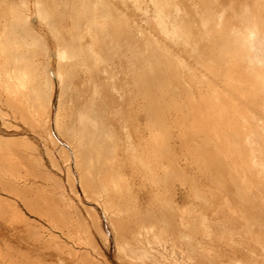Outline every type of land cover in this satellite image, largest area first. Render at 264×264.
<instances>
[{
    "label": "bare ground",
    "instance_id": "obj_1",
    "mask_svg": "<svg viewBox=\"0 0 264 264\" xmlns=\"http://www.w3.org/2000/svg\"><path fill=\"white\" fill-rule=\"evenodd\" d=\"M3 1L12 23L0 50V106L33 132L42 124L53 143L52 126L71 150L117 263L191 264L181 232L198 225L201 243L235 237L242 243L232 255L264 264V0ZM52 78L64 108L53 120ZM61 153L75 195L71 160ZM46 179L52 193L13 184L11 194L48 226L90 235L74 220L63 184ZM175 184L183 192L170 189ZM186 192L203 197L194 198L198 210H163ZM2 193L0 240L14 243L6 242L3 264H99L96 257L111 264L92 212L105 253L94 242L82 253L61 243Z\"/></svg>",
    "mask_w": 264,
    "mask_h": 264
},
{
    "label": "rangeland",
    "instance_id": "obj_2",
    "mask_svg": "<svg viewBox=\"0 0 264 264\" xmlns=\"http://www.w3.org/2000/svg\"><path fill=\"white\" fill-rule=\"evenodd\" d=\"M32 1V0H28ZM11 5L3 0H0V50L4 48L5 40L8 35V29L12 23L11 17ZM36 31L38 30L40 34L45 35L46 32L39 23L35 24ZM54 94H53V104L51 108L50 117L53 120L54 115L59 110V114L62 117L63 107L58 106L59 101V88L54 78ZM62 101V99H61ZM50 130L55 139V142L50 141L48 134L42 124L40 126L39 132H33L31 129L26 126L19 118H13L10 111L3 106H0V166L2 157H4V169L0 171V182L6 193H2L3 198H9L11 201H16L18 209L26 215L28 218L38 222L51 231L54 235L58 237V240L61 243H65L68 246H71L75 251H80V253L85 250L89 251V244L93 243L95 248L101 253H105V246L100 239L99 235L96 233V230L92 226L91 218L89 217V212H92L97 218H99L101 227L105 232L109 240V253L107 254L109 263L118 264L115 259V247L112 234L110 232L108 223L102 211L96 206L88 203L78 184V176L73 168V154L70 149H68L62 140L57 136L54 128L51 126ZM67 149L69 158L71 160V170L73 172V184H74V194L70 191L67 182V173L63 155L61 150ZM51 176L55 180H59L64 186V197L66 200L74 203L77 212L74 211V220H79L85 225L90 235L88 233L82 232V230L77 227L75 231H71L70 235L66 231L61 232L55 227L48 226L45 224L44 220H40L35 216L29 215L26 208L20 203L18 199L14 197L11 188H15L13 184H18L19 188L22 190H28L31 194H49L52 193L55 186L53 183H50L46 176ZM174 186V187H173ZM180 190L179 184L171 185L170 189ZM27 188V189H23ZM178 192V193H179ZM194 198H203L195 197V195L188 192L185 193V200H180L176 197L168 199L167 202L163 203V210L168 211L169 207L171 208L177 204L178 208L185 209L192 207L194 204L196 210H198L197 199ZM172 209V208H171ZM91 210V211H90ZM204 217V216H203ZM207 217V216H205ZM204 219V218H203ZM205 220V219H204ZM15 225V224H14ZM3 226V225H2ZM197 228H187L182 230L181 237L183 242L189 244L190 251H194V255H191L190 262L191 264H198V260H203L205 262H212L213 264H263L260 260H256L253 255H235L232 252L238 251L242 240L231 237L225 238L221 243H201L202 229L196 225ZM4 228L8 229L6 225ZM17 229L24 231V225H16ZM212 234H219V228L215 226L209 227ZM5 233L8 232L4 229ZM10 231V230H9ZM4 233V232H3ZM4 233V234H5ZM3 236V234H1ZM11 241V242H10ZM6 242L13 243L11 237H6L4 235L0 240V264L2 262V257L6 253ZM96 261L99 264H104L101 258L96 257Z\"/></svg>",
    "mask_w": 264,
    "mask_h": 264
}]
</instances>
